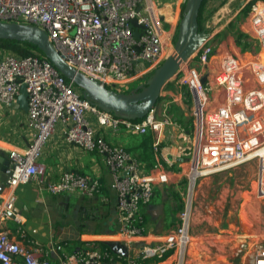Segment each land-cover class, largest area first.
<instances>
[{"label": "built area", "instance_id": "1", "mask_svg": "<svg viewBox=\"0 0 264 264\" xmlns=\"http://www.w3.org/2000/svg\"><path fill=\"white\" fill-rule=\"evenodd\" d=\"M162 3L165 2L0 0V21L44 30L64 61L85 77L119 91L153 71L169 55L165 49L173 47L178 14L166 12L167 6ZM246 30L259 47L253 60L226 53L212 63L214 49L208 33L195 52L179 64L173 77L180 88L178 97L186 91L192 104L193 134L187 139L189 158L185 168L188 192L182 199L176 225L156 238L146 233L143 208L154 198L156 186L168 182V172L159 163L146 171L125 147L98 134L87 114L94 115L99 126L113 130L124 127L144 134L150 129L155 132L153 145L157 147L164 125L170 122L166 108L161 119L155 117L156 106L141 119L125 118L83 97L44 55L18 56L2 49L0 103L9 105L15 101L21 86H25L26 126L32 137L24 149L9 152L10 175L5 192L0 193V264H155L148 261L166 255L174 257L173 264H186L192 240V195L198 178L253 160L257 168L256 193L264 198V2L254 4ZM59 121L66 124L63 135L67 143L102 156L115 195L114 241L122 242L131 255H117L93 243L68 250L70 244L64 241L55 244L53 250L58 257L53 263L50 250L27 236L21 226L16 229L17 238L3 228L6 220L21 222L14 211V190L22 183L32 181L51 194H100L96 178L68 169L51 180L38 163L42 147ZM248 250L243 264H264V237L253 241ZM249 254L253 255L252 263L247 261Z\"/></svg>", "mask_w": 264, "mask_h": 264}, {"label": "crops", "instance_id": "2", "mask_svg": "<svg viewBox=\"0 0 264 264\" xmlns=\"http://www.w3.org/2000/svg\"><path fill=\"white\" fill-rule=\"evenodd\" d=\"M182 1H167L169 5L165 7V11L176 14ZM227 15L229 16V13ZM233 18L234 14H230L227 20ZM246 23L248 24V16L244 24ZM222 28L223 26L213 29L211 26L206 29L211 35L209 40L214 49L212 63H217L225 50L227 53H236L230 48V34L227 35L226 40L217 41L216 37ZM245 33L249 34L247 30ZM249 36L251 37L250 34ZM227 40L228 43H226ZM2 49L5 50L0 47V51ZM179 91L180 88L174 78L170 79L161 89L155 117L163 118L162 110L165 107V114L170 122L164 125L157 147L153 145L155 132L150 129L144 134L131 132L124 127L113 130L99 126L95 116L91 113L87 114L98 134L111 143L125 147L140 161L146 171L159 163L168 172V182L156 186L154 198L143 208L146 233L150 238L163 235L176 225L177 213L181 206L180 194L183 193L181 191L187 184L185 175L189 158L187 139L190 140L192 137L193 122L187 104L188 94L184 91V94L178 97ZM175 97L178 98L174 100ZM26 111L18 102V96L9 105L0 103V166L1 160L10 159V150H22L31 140L32 131L26 126ZM65 126L66 124L61 121L55 124L52 133L42 147L38 163L45 167L46 175L51 180L57 179L61 172L68 169L80 171L90 178H96L101 185L100 194L90 197L77 193L51 194L34 182L28 181L14 190V211L21 217V222L19 224L13 220L3 222V228L8 231L9 235L17 238L16 229L21 226L27 236L37 239L43 248L50 250V259L53 263L58 257V253L53 250L56 243L68 242L70 244L68 250L85 246L87 243L104 248L101 242H113L117 238V213L115 195L111 189V174L98 152L82 150L64 140ZM145 140L147 144H144ZM237 167L197 179L194 204L197 213L200 209H203L206 215L213 213V205L218 204L221 193L225 189V186L221 185L224 180L228 181L234 175L233 173H237ZM6 171L2 172L0 169L1 194L5 192L6 180L9 177ZM217 189H221L219 194ZM200 235L202 234L194 231L191 233V236L196 238ZM228 249L232 250L233 255H226L227 250L222 251L220 247H203L195 243L188 248L186 262L190 264H243L249 251L248 247L235 249L229 247ZM220 256L224 260L219 258ZM148 262L173 264L174 257L166 255L161 259L155 258Z\"/></svg>", "mask_w": 264, "mask_h": 264}, {"label": "rangeland", "instance_id": "3", "mask_svg": "<svg viewBox=\"0 0 264 264\" xmlns=\"http://www.w3.org/2000/svg\"><path fill=\"white\" fill-rule=\"evenodd\" d=\"M163 1L165 2L162 3L163 6L165 4V6L169 5L167 2L169 0ZM185 1L181 2L180 9L177 12L178 21H180ZM261 2H264V0H206L199 27L200 29H207L213 26V29H218V27L223 26L216 37L217 41L226 40L227 35L230 34V48L243 60H253L258 54L259 47L257 42L249 34L245 33L246 29H248V24L244 23L247 16L252 12L254 4ZM228 13L229 16L227 15ZM230 14H234V18L227 20ZM176 36L174 37V43ZM226 43H228V40ZM173 47H167L165 52L171 53ZM223 52L224 54L227 53L226 50ZM194 65L199 69V64L196 60ZM152 73L153 71H150L143 77L134 80L122 90L127 93L137 86L144 85ZM174 81L177 83L176 77ZM76 87L80 90L78 86ZM187 94L190 101H187L188 109L192 118L191 98L189 93ZM237 168V173H233L234 175L228 181L224 180L221 185L225 186V189L221 193L222 196L218 204L215 203L213 205L214 211L209 213L211 215H206L207 213L203 209H200L199 213L194 209L190 233L194 231L202 235L199 238L192 237L189 246L199 243L203 247H220L222 251L225 250L226 252L227 250L226 255H233L232 250L228 249L229 247L234 249L248 247L249 249L253 241L264 237V198H260L256 193V162L253 160L248 161ZM193 189V204H195V192L197 189L195 186ZM220 190L217 189L218 194ZM186 191L185 186V189L181 191L183 193L180 194V202L185 197ZM219 258L224 260L221 256ZM186 264L190 263L186 262Z\"/></svg>", "mask_w": 264, "mask_h": 264}, {"label": "water", "instance_id": "4", "mask_svg": "<svg viewBox=\"0 0 264 264\" xmlns=\"http://www.w3.org/2000/svg\"><path fill=\"white\" fill-rule=\"evenodd\" d=\"M203 1H185L173 51L153 70L144 85L137 86L127 93L108 88L96 79L82 75L61 58L44 30L36 26L0 21V40L27 42L36 46L65 78L80 88L83 97L106 111L129 119H141L156 106L162 87L174 77L179 64L189 58L207 37L208 32L206 29H200L198 22ZM132 24L136 25V21L132 20ZM204 80L205 76L202 77V81ZM18 102L27 110V92L24 85L20 88ZM1 163V171L7 170L6 173L10 175V159L1 160ZM111 251L121 256L132 254L119 241L111 242ZM248 258V262L252 263L253 255L249 254Z\"/></svg>", "mask_w": 264, "mask_h": 264}, {"label": "trees", "instance_id": "5", "mask_svg": "<svg viewBox=\"0 0 264 264\" xmlns=\"http://www.w3.org/2000/svg\"><path fill=\"white\" fill-rule=\"evenodd\" d=\"M205 2L206 0L203 1L201 8H200V12L198 16L199 26H200V17H201ZM0 47L18 56H27V55H32V54L43 55L41 51L37 49L36 46L29 44L27 42H18L14 40H0ZM119 92H125V91L119 90ZM144 144H147V140L144 141ZM101 246H103L104 248H107L108 250H111V242H101Z\"/></svg>", "mask_w": 264, "mask_h": 264}]
</instances>
